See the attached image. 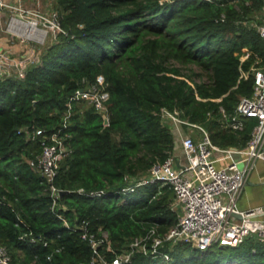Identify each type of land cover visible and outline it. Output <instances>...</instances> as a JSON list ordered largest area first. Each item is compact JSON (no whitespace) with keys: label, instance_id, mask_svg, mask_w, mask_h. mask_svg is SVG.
I'll use <instances>...</instances> for the list:
<instances>
[{"label":"trees","instance_id":"1","mask_svg":"<svg viewBox=\"0 0 264 264\" xmlns=\"http://www.w3.org/2000/svg\"><path fill=\"white\" fill-rule=\"evenodd\" d=\"M51 7L62 30L36 50L23 76H0V245L11 262L90 264L93 249L80 229L87 223L96 237L106 232L115 252L107 242L99 249L109 261L132 250L123 264H264L256 236L206 250L165 240L152 253L151 237L146 252L130 245L153 228L163 237L179 220L169 183L137 184L174 152L163 108L201 124L220 147L246 146L257 120L245 119L241 130L228 122L253 92L252 68L264 67V0H53ZM99 75L109 93L104 111L71 99ZM36 129L44 133L32 137ZM54 131L69 151L49 181L36 158ZM51 185L67 190L55 206Z\"/></svg>","mask_w":264,"mask_h":264},{"label":"built area","instance_id":"2","mask_svg":"<svg viewBox=\"0 0 264 264\" xmlns=\"http://www.w3.org/2000/svg\"><path fill=\"white\" fill-rule=\"evenodd\" d=\"M34 1L36 5L32 6L27 5L25 0H0V18L8 13L5 30L11 37L19 36L25 40L41 42L49 30H62L58 12L52 7L44 11L40 6L41 1L52 3L53 0ZM259 31L264 39V23L259 26ZM248 54L246 52L242 55V59ZM34 56L37 55L31 50V54L25 58L26 66ZM21 60L23 59L13 56L6 48L0 47V76L8 74L14 68L23 76ZM252 70L255 78L253 92L250 96H242L239 99L235 113L228 122L232 129L241 130L244 128L245 119L257 120L243 148L220 147L211 141L208 131L201 124L182 117L179 110H161L162 120L171 124L175 148L182 149L186 161L182 160L181 155L173 152L162 162L154 164L149 175L137 184L157 180L169 183L174 192V208L179 206L181 213L178 222L170 227L163 237L155 234L153 228L147 235L135 237L130 243L132 249L139 247L146 252V241L149 237L152 239L149 248L152 253H157L165 240L171 244L182 241L201 250H206L215 243L236 246L249 236H256L264 241V220L255 217L261 208L254 207L244 211L236 208V200L255 159H264V67H253ZM243 75L247 76V73L243 72ZM81 97L93 102L98 110L104 111L109 93L103 75H99L96 83L91 84L88 90L77 89L71 99ZM43 133L42 129H36L31 135L35 137ZM41 144L42 150L36 158V167L52 181L58 173L60 160L68 153L69 148L60 131L43 136ZM235 153L240 155L238 159L235 158ZM222 159L229 161L218 165L217 162ZM126 190H133V187ZM60 191L61 189L51 185L53 206L57 204ZM233 213H239L241 217L233 220ZM80 229L82 237L89 240L93 249L90 264H123L129 261L132 250L117 253L112 260H107L99 247L107 242L106 249L115 251L110 246L106 232L96 237L89 232L87 223L81 224ZM0 264H13L4 245H0Z\"/></svg>","mask_w":264,"mask_h":264},{"label":"crops","instance_id":"3","mask_svg":"<svg viewBox=\"0 0 264 264\" xmlns=\"http://www.w3.org/2000/svg\"><path fill=\"white\" fill-rule=\"evenodd\" d=\"M26 4L36 5L34 0H25ZM43 3V2H42ZM41 7H45L48 1H44ZM4 46V45H3ZM20 48L19 46L13 47V50ZM12 50V51H13ZM174 153L181 155L182 160L186 161L182 149L177 147L174 149ZM239 154H235V158H239ZM229 159H222L217 162L218 165H224L228 163ZM260 207L261 210L255 215L256 218L264 220V159L257 158L254 161V166L251 169L247 179L241 189V192L236 200V208L240 211H244L250 208ZM239 216L233 215L231 219L237 220Z\"/></svg>","mask_w":264,"mask_h":264},{"label":"rangeland","instance_id":"4","mask_svg":"<svg viewBox=\"0 0 264 264\" xmlns=\"http://www.w3.org/2000/svg\"><path fill=\"white\" fill-rule=\"evenodd\" d=\"M42 2L44 3V1H41V3ZM31 4H29V5H31ZM51 4L52 3L48 2L47 6H45V7L43 6L41 8L44 11H47L51 7ZM260 15H258V18H262ZM262 15L264 16V9L262 11ZM7 17H8V13H6L5 16L3 15V17L0 18V47L6 48L8 51H10V53L13 56L23 59V60H21V63L23 65L22 66L23 72L25 73V66H26V61H25L26 59L25 58H27L31 54V50L33 52H35V53H36L37 49H39L41 51L46 45H48L56 37L58 32L49 30L47 32L46 36L44 37V40L41 41V42H39V41H31V40H28V39L25 40V39H22V37H19V36L11 37V35L5 30V24H6L5 21L7 20ZM262 24L263 23H261L260 25H262ZM17 46H19L20 48H18L16 50H13V47H17ZM37 58H38V56H34V57L31 58V60L35 61ZM2 71L4 73L6 72V70H2ZM15 73L18 74L16 68H14L8 74H5L3 76L1 75V77L14 75ZM200 79L201 78H198L197 80H200ZM235 154H234V156H235ZM176 209H177L178 213H181V209H180L179 206H176Z\"/></svg>","mask_w":264,"mask_h":264},{"label":"water","instance_id":"5","mask_svg":"<svg viewBox=\"0 0 264 264\" xmlns=\"http://www.w3.org/2000/svg\"><path fill=\"white\" fill-rule=\"evenodd\" d=\"M103 118H104V123L107 124L108 123V117H107V115L106 114H103ZM66 192H67V190L62 189L60 191V195L66 193ZM233 214L241 217V215L239 213H233Z\"/></svg>","mask_w":264,"mask_h":264}]
</instances>
